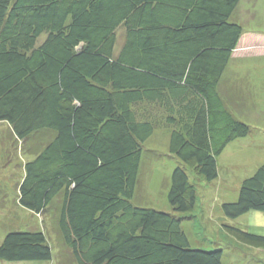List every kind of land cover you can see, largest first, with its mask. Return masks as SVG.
Returning <instances> with one entry per match:
<instances>
[{"label":"trees","instance_id":"trees-1","mask_svg":"<svg viewBox=\"0 0 264 264\" xmlns=\"http://www.w3.org/2000/svg\"><path fill=\"white\" fill-rule=\"evenodd\" d=\"M240 1L0 0V122L22 141L55 133L25 164L20 202L43 214L63 194L58 228L78 264H224L221 249L193 247L177 213L197 202L188 168L216 179L225 147L253 132L219 93L242 45ZM254 35L248 46L264 44ZM139 104L160 106L172 128L169 149L181 161L168 191L173 212L133 203L159 120L141 119ZM222 207L229 218L264 212V164ZM227 228L264 245V235ZM52 257L44 231L10 232L0 245L2 260Z\"/></svg>","mask_w":264,"mask_h":264},{"label":"rangeland","instance_id":"rangeland-1","mask_svg":"<svg viewBox=\"0 0 264 264\" xmlns=\"http://www.w3.org/2000/svg\"><path fill=\"white\" fill-rule=\"evenodd\" d=\"M233 20L241 24L243 37L253 33L264 40V0H241ZM125 33L124 26H120L116 52L124 43ZM45 35L40 37L39 43ZM248 45L241 47L246 50L233 54L219 84V93L234 116L251 125L253 132L234 139L225 147L218 156L216 179L207 181L188 168L197 202L192 212L177 213L186 216L183 227L193 247L221 249L224 264H264V245L246 242L227 228L235 226L264 235V212L251 210L229 218L222 207L226 202L237 201L242 181L264 164V45ZM139 105L136 110L141 119H159L162 123L156 121L154 133L143 144L133 203L173 212L168 191L172 172L181 161L169 149L172 128L165 123L160 106ZM54 135L53 131L41 130L22 141L16 137L12 126L0 122V245L10 232L44 231L53 251L51 260L0 259V264H78L58 228L63 194L60 193L43 214L31 211L20 202L25 164L33 161Z\"/></svg>","mask_w":264,"mask_h":264},{"label":"crops","instance_id":"crops-1","mask_svg":"<svg viewBox=\"0 0 264 264\" xmlns=\"http://www.w3.org/2000/svg\"><path fill=\"white\" fill-rule=\"evenodd\" d=\"M249 39H252V37L251 36H245V37H242L241 38V42H242V45H240V47H238L235 51H234V55H235V53L236 52H238L240 49H244V48H241L242 46H246V44H247V41H249ZM254 39V38H253ZM243 42H246L245 44L243 43ZM261 45H264V44H261ZM246 48V47H245ZM247 49V48H246ZM246 49H244V50H246ZM226 71V70H225ZM224 75V74H223ZM223 77V76H222Z\"/></svg>","mask_w":264,"mask_h":264}]
</instances>
